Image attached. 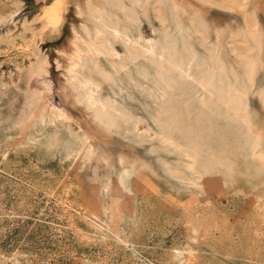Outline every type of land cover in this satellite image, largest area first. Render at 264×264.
<instances>
[{"label":"rangeland","instance_id":"rangeland-1","mask_svg":"<svg viewBox=\"0 0 264 264\" xmlns=\"http://www.w3.org/2000/svg\"><path fill=\"white\" fill-rule=\"evenodd\" d=\"M177 1L188 4L180 17L171 0H0V264H264V154L256 157L264 142L253 156L223 103L202 108L203 96L187 87L163 105L150 78L125 61L123 39L116 60L128 66L100 94L137 121L133 132L75 102L56 64L73 29L95 33L100 12L149 41L173 35L181 18L200 55L219 38L236 73L259 63L250 107L264 134V0ZM54 3L63 25L53 40L41 12ZM108 56L100 61L110 69ZM46 59L49 103L66 109L64 121L43 106ZM192 143L203 153L194 170L185 154Z\"/></svg>","mask_w":264,"mask_h":264},{"label":"bare ground","instance_id":"bare-ground-1","mask_svg":"<svg viewBox=\"0 0 264 264\" xmlns=\"http://www.w3.org/2000/svg\"><path fill=\"white\" fill-rule=\"evenodd\" d=\"M60 2H63V1H60ZM171 2H172L171 3L172 9H173L175 16L180 17L181 14L186 12L188 8L187 3L177 1V0H171ZM63 4L65 5V3ZM191 4L194 5L193 3ZM56 6L57 5H55V3L54 5H47L44 8H42V12H41L42 13L41 17L43 18V21L45 22V25H44L45 31H43L44 33L43 32L42 33L45 34V36L48 39H53V40L60 37L61 28L63 25L62 15H60L61 13L60 14L56 13L57 12L55 8ZM108 8L107 10H109ZM187 14H188V11H187ZM186 17L187 15L185 16V18ZM96 18H97V21H96L97 26L95 27V33L89 30L88 28H85L83 31L85 33V36H83V35H80L76 29H73L72 31L73 33L71 37L69 38V40L67 41L68 44L62 47L61 49H57L58 50V53H57L58 59L56 60L57 67L58 69L62 68L64 70L65 75H66V77L64 78H66V81L68 84L66 87L69 86L71 90L73 91L74 96H75L74 100H76L75 102L84 106L85 108L84 107L83 108L85 110L87 109L89 111H93L95 118H97L100 121L106 120L108 124L113 125L114 127L116 125H119L120 121H125L129 124L130 132H133L135 130L137 121L133 122L134 119H132V116L129 115L128 111H126L125 109H122L119 106V104L115 101L114 98L104 97L100 94V92H102L101 85L103 81L109 82L112 84L115 83V81H117L116 78H117L118 73H120L123 69H125L128 66V64L119 63V61L116 60L117 59L116 57H119V56H117L115 52L114 42L118 39H123V41L125 42L126 49H127L125 61L131 62V63L133 62L135 64L137 63L135 67L136 74L141 77L143 76L145 78L146 77L150 78L154 86L153 87H150L149 85L148 86L152 91H157V90L161 91L159 98L163 105L169 101L167 99L173 92L184 90L186 87L187 89H190L192 91L193 95L199 93L201 94L200 96H203L201 99L199 98L202 108L203 107L208 108L211 105H215L214 98L220 100V102H222L223 105L226 107V109L230 112L231 117L235 119V121H237V123L239 124V127L244 129L246 145L252 150L253 156H255L254 154L257 153V150H260L258 148H260V145L263 144L264 142V137L261 136L264 134L257 131L256 130L257 128L254 127V123L252 121V112H251L252 106L250 107L251 105L250 96L252 94L254 87L258 85L257 84L258 83L257 71H258L259 63L257 61H252L247 66L245 65V69L241 74L236 73L232 65L228 61L222 40L219 38L215 41V43L211 44L208 47L207 55H200L201 53L199 54L193 42V32L191 28L186 27L187 25L183 23L181 18L178 22V27L175 29L176 30L175 33L171 36L165 37L163 41H154V39L153 41H149V40L130 38L129 37L130 35L128 34V30L120 24L113 23L111 19L107 18L104 12H100L96 16ZM169 27L171 28V26ZM109 53L111 54V57H113V60H112L111 68L109 67L110 66L109 63L108 64L105 63L110 68V69H107L104 67V63L103 65L101 64L100 57L104 55L110 56ZM103 59L105 60V58ZM49 65L50 64L47 60L45 63V66L43 67V71L41 70L42 71L41 76L38 75L40 74L39 71H38L39 72L38 74H35V75H38V77H40V79L38 78L39 85L42 84L41 86L43 87L42 89L47 90V93H46L47 95L46 96L44 95L45 97H44L43 106H44V109L48 110L50 114H55V117L57 120L61 119V121L62 120L64 121L65 119H67L69 115L66 113L65 111L66 109L64 110L62 106L63 109L55 112L56 109H52L49 103V98H51L49 94L50 92H52L51 91L52 84L49 79L50 75L48 72ZM129 67L131 68V66ZM127 74L128 76L131 75V73L129 72ZM36 84L33 85V87L37 86ZM148 86H147V90H149ZM64 87H65V84H64ZM42 89L40 90L43 92ZM123 89L124 88H122L121 90L123 91ZM65 90H67V88ZM123 94H125V92ZM157 95L154 94L156 98L158 97ZM141 116L142 115H140V117ZM42 119H44V117ZM85 119H87L86 115H85ZM141 119L142 118H140V120ZM83 128L87 130L86 127H83ZM137 128H138V125H137ZM147 132H149V130ZM160 135H158V138ZM149 136H147V138ZM140 137L143 138L144 136L143 137L140 136ZM172 137L169 134L164 135L165 142L166 143L168 142L167 145L168 144L175 145L177 149L181 148L180 144H177V142L175 141L176 139L173 140ZM145 138L146 137H144L143 140ZM173 148L172 149L168 148V149L173 150ZM186 149H188L186 150V153H185L186 156L190 158V161L192 160V162L188 160L190 162V164H188L189 168L191 167L194 170L196 169L195 166L197 164H201L202 162L201 155L203 153L200 152L199 145L196 143H192ZM88 152L89 151H87V153ZM91 152H89L90 154L88 155H91ZM259 153L260 155L256 157L257 158L261 157V159H263L264 151L259 152ZM195 172L197 173V171ZM99 225H102V224H99ZM99 225L98 223H95V226L100 227Z\"/></svg>","mask_w":264,"mask_h":264}]
</instances>
